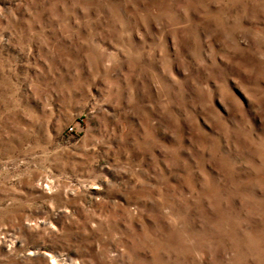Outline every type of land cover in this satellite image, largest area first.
<instances>
[{
    "label": "rangeland",
    "instance_id": "374dc122",
    "mask_svg": "<svg viewBox=\"0 0 264 264\" xmlns=\"http://www.w3.org/2000/svg\"><path fill=\"white\" fill-rule=\"evenodd\" d=\"M0 264H264V0H0Z\"/></svg>",
    "mask_w": 264,
    "mask_h": 264
}]
</instances>
